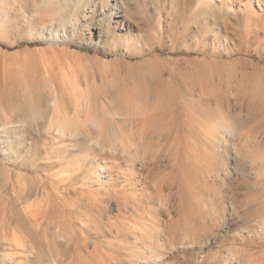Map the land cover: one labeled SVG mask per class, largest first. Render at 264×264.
I'll use <instances>...</instances> for the list:
<instances>
[{
  "label": "rangeland",
  "instance_id": "obj_1",
  "mask_svg": "<svg viewBox=\"0 0 264 264\" xmlns=\"http://www.w3.org/2000/svg\"><path fill=\"white\" fill-rule=\"evenodd\" d=\"M0 264H264V0H0Z\"/></svg>",
  "mask_w": 264,
  "mask_h": 264
},
{
  "label": "bare ground",
  "instance_id": "obj_2",
  "mask_svg": "<svg viewBox=\"0 0 264 264\" xmlns=\"http://www.w3.org/2000/svg\"><path fill=\"white\" fill-rule=\"evenodd\" d=\"M228 2H229V1H228ZM230 2H231V0H230ZM226 6H227V5H226ZM226 6H225V7H226ZM21 222H22V221H21Z\"/></svg>",
  "mask_w": 264,
  "mask_h": 264
}]
</instances>
